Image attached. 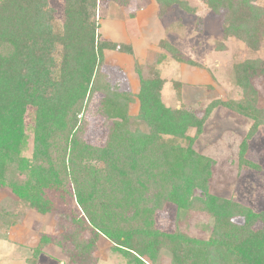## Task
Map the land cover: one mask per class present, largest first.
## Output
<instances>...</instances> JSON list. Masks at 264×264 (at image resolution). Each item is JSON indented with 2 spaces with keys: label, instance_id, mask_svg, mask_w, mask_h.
<instances>
[{
  "label": "trees",
  "instance_id": "1",
  "mask_svg": "<svg viewBox=\"0 0 264 264\" xmlns=\"http://www.w3.org/2000/svg\"><path fill=\"white\" fill-rule=\"evenodd\" d=\"M203 1L211 11L224 10L238 37L245 18L260 16L255 0ZM96 5L97 0H65L57 31L45 0H0V189L8 186L39 212L66 211L58 200L69 183L74 209L68 213L77 215L60 214L55 227L60 235L71 227L68 242L81 260L91 250L90 236L98 235L121 249L128 264H158L161 248L170 252L172 264H264V212L207 193L213 162L194 151L195 135L187 131L198 134L210 109L202 114L169 109L160 97L163 81L140 76L132 127L127 115L132 95L112 86L101 71L103 51L116 48L96 43ZM116 50L132 53L130 46ZM246 65L251 74L242 75L243 84L254 73L264 75L263 64ZM97 93L102 95L99 114L111 121L101 147L78 135L79 116ZM249 96L239 109L254 126L264 125V111H255ZM28 107L33 109V155L29 164H17L11 154L22 140ZM18 170L24 178L18 179ZM47 188L56 198L45 194ZM194 191L203 195L194 197ZM167 203L183 215L210 218L208 239L157 231L154 214ZM239 218L240 225L232 222Z\"/></svg>",
  "mask_w": 264,
  "mask_h": 264
},
{
  "label": "rangeland",
  "instance_id": "2",
  "mask_svg": "<svg viewBox=\"0 0 264 264\" xmlns=\"http://www.w3.org/2000/svg\"><path fill=\"white\" fill-rule=\"evenodd\" d=\"M127 2L97 0L94 19L96 43L132 49L131 54L104 50L101 66L112 86L132 95L133 102L127 107L131 126L137 124L135 97L140 76L163 81L160 97L169 109H186L195 114L210 109L198 134L192 128L187 131L188 136L195 135L194 151L213 162L208 195L247 206L255 213L264 212V125L254 126V120L239 109L248 94L254 110L264 111V75L254 73L244 84L240 80L242 75L251 74L247 63L264 65V0H255L260 16L255 21L245 18L247 25L242 27L241 37L235 34V26L226 21L224 10L211 11L203 0ZM45 3L53 29L61 31L65 0H45ZM101 98L102 95L95 94L82 111L78 132L84 142L98 147L103 146L111 126V121L99 114ZM32 112L31 107L26 109L23 137L11 154L17 164H29L32 159ZM162 139L186 145L184 140ZM23 173L18 170V179L24 178ZM64 191L65 195L59 194L64 199H59L58 205L66 207V211L52 207L39 212L8 186L0 189V264H128L121 249L98 235L90 236L93 241L85 259L74 255L76 250L67 238L71 227L62 235L55 227L60 214L68 215L74 209L69 183ZM44 192L56 198L52 188ZM202 195L200 191L193 193L194 197ZM180 213L175 205L167 203L155 212L153 227L166 234L179 230L191 237L208 239L213 223L210 218ZM232 222L240 225L243 219ZM86 230L91 232L89 228ZM45 238L50 242H45ZM170 256L169 251L161 248L157 263L172 264Z\"/></svg>",
  "mask_w": 264,
  "mask_h": 264
}]
</instances>
